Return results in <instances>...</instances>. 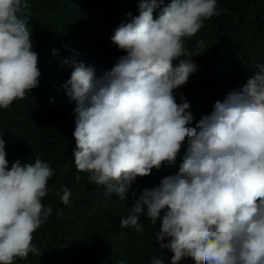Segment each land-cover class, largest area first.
I'll use <instances>...</instances> for the list:
<instances>
[{
  "label": "clouds",
  "instance_id": "obj_1",
  "mask_svg": "<svg viewBox=\"0 0 264 264\" xmlns=\"http://www.w3.org/2000/svg\"><path fill=\"white\" fill-rule=\"evenodd\" d=\"M27 7V0H0L2 109L38 86ZM220 14L217 0H170L166 6L164 0H140L139 15L129 13L130 22L111 37L125 55L110 70L97 75L83 62H62L72 69L62 87L76 104L75 167L103 186L105 196L125 201L138 177L174 164L187 141L178 173L144 189L120 222L142 233L141 214L152 225L159 221L155 241L172 252L171 264L185 257L195 264H264V65L195 127L188 126L189 103L183 95L177 103L175 95L197 70L192 58L182 59L190 55L185 39ZM6 157L0 138V264H14L43 254L33 234L52 215L42 199L55 173L39 157L17 160L9 169ZM62 193L69 206L71 190ZM151 264L164 261L153 257Z\"/></svg>",
  "mask_w": 264,
  "mask_h": 264
},
{
  "label": "trees",
  "instance_id": "obj_2",
  "mask_svg": "<svg viewBox=\"0 0 264 264\" xmlns=\"http://www.w3.org/2000/svg\"><path fill=\"white\" fill-rule=\"evenodd\" d=\"M139 2L27 0L24 17L38 55L40 76L38 86L26 92L23 100L0 108V138L5 142L9 169L17 160L34 163L39 157L55 174L42 199L45 207H52V215L33 234V243L43 254L30 253L26 260L16 258L14 264H151L153 257L164 264L172 262V252L161 250L155 241L159 221L152 225L141 214L142 233L121 228L120 222L130 215L144 189L158 187L163 178L178 173L187 141L174 164L138 177L125 201L115 194L105 196L103 186L92 184L88 174L75 167L76 104L62 87L72 71L63 60L83 62L100 75L125 55L111 37L118 26L139 15ZM169 2L164 0V5ZM217 5L221 14L204 21L195 36L185 39L190 55L182 59L192 58L197 70L175 95L177 103L183 95L190 105L193 120L189 127L210 115L216 101L222 102L231 90L241 88L258 71L257 65H264V0H217ZM201 40L204 46L197 47ZM64 187L72 193L69 206L59 198ZM179 264L195 262L185 257Z\"/></svg>",
  "mask_w": 264,
  "mask_h": 264
}]
</instances>
